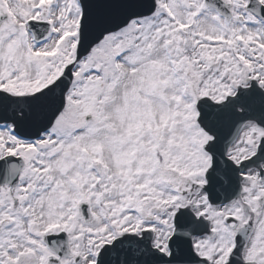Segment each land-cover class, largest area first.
Listing matches in <instances>:
<instances>
[{
	"label": "snow or ice",
	"instance_id": "obj_1",
	"mask_svg": "<svg viewBox=\"0 0 264 264\" xmlns=\"http://www.w3.org/2000/svg\"><path fill=\"white\" fill-rule=\"evenodd\" d=\"M0 264H264V0H0Z\"/></svg>",
	"mask_w": 264,
	"mask_h": 264
}]
</instances>
